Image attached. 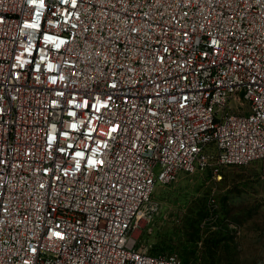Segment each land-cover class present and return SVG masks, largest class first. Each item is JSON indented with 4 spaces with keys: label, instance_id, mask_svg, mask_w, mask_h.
<instances>
[{
    "label": "built area",
    "instance_id": "obj_1",
    "mask_svg": "<svg viewBox=\"0 0 264 264\" xmlns=\"http://www.w3.org/2000/svg\"><path fill=\"white\" fill-rule=\"evenodd\" d=\"M255 162L264 0H0V264H184L156 185Z\"/></svg>",
    "mask_w": 264,
    "mask_h": 264
},
{
    "label": "rangeland",
    "instance_id": "obj_2",
    "mask_svg": "<svg viewBox=\"0 0 264 264\" xmlns=\"http://www.w3.org/2000/svg\"><path fill=\"white\" fill-rule=\"evenodd\" d=\"M160 210L137 232L184 264H264V178L257 162L180 173L155 187Z\"/></svg>",
    "mask_w": 264,
    "mask_h": 264
},
{
    "label": "trees",
    "instance_id": "obj_3",
    "mask_svg": "<svg viewBox=\"0 0 264 264\" xmlns=\"http://www.w3.org/2000/svg\"><path fill=\"white\" fill-rule=\"evenodd\" d=\"M153 252H154V251H153ZM159 252H162V253H168V254H169V252H167V251H165V250H162V249H158V250L155 251V253H159Z\"/></svg>",
    "mask_w": 264,
    "mask_h": 264
},
{
    "label": "snow or ice",
    "instance_id": "obj_4",
    "mask_svg": "<svg viewBox=\"0 0 264 264\" xmlns=\"http://www.w3.org/2000/svg\"><path fill=\"white\" fill-rule=\"evenodd\" d=\"M113 131H115V129H113ZM79 155V154H78Z\"/></svg>",
    "mask_w": 264,
    "mask_h": 264
}]
</instances>
